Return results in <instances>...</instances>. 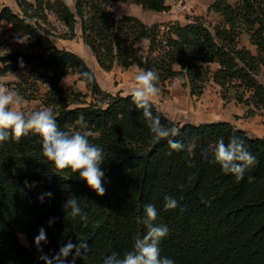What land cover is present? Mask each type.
I'll list each match as a JSON object with an SVG mask.
<instances>
[{"label":"trees","instance_id":"trees-1","mask_svg":"<svg viewBox=\"0 0 264 264\" xmlns=\"http://www.w3.org/2000/svg\"><path fill=\"white\" fill-rule=\"evenodd\" d=\"M15 1L18 12L2 6L0 22L26 36L31 50L0 55V75L26 64L37 71L48 90L42 93L35 79L19 84L18 94L24 99L41 95L61 130L91 132L90 142L106 154V194L98 196L78 173L55 169L42 155L39 135L9 139L0 145V264H44L41 255L53 256L69 241L76 243L77 235L86 239L90 253L76 264H102L112 251L123 254L146 234L138 218L149 203L159 212L155 223L169 228L161 254L176 264H264V137L250 136L228 120L180 123L152 101L153 115L163 125L180 128L175 139L184 148L154 141L130 94L102 89L95 74L86 92L61 85L68 73L82 81V72H94L78 54L54 45L47 28L51 12L70 38L79 24L84 44L102 69L154 70L158 86L179 77L195 95L212 82L223 100L242 104L244 116H254L264 111V0H213L209 9L220 17L213 26L201 16L148 24L135 15L118 16L110 4L131 1L161 11L164 0H73V6L68 0ZM243 36L251 47L241 44ZM81 115L85 125L78 123ZM232 136L244 140L257 160L240 181L214 162L218 140L227 143ZM166 195L180 207L165 211ZM70 196L87 213L86 224L66 216ZM41 228L47 237L42 252L35 244ZM16 233L25 235L28 246Z\"/></svg>","mask_w":264,"mask_h":264},{"label":"clouds","instance_id":"clouds-1","mask_svg":"<svg viewBox=\"0 0 264 264\" xmlns=\"http://www.w3.org/2000/svg\"><path fill=\"white\" fill-rule=\"evenodd\" d=\"M81 77L82 83H91L94 80V73L84 71ZM134 80L136 86L130 93L131 99L136 108L142 110V116L153 134L154 141L166 140L171 149L183 150L184 144L175 139L181 134L180 128L163 125L160 117L154 116L152 112V101L161 91L158 87V73L137 66ZM21 103L22 97L17 91L0 84V145L9 139L19 141L29 132L37 134L41 138L43 157L51 162L55 169L59 172L69 170L74 174L78 173L79 178L86 181L90 189L98 196H104L106 188L103 183L105 173L102 165L106 162V154L102 147L90 142L91 132L69 133L61 130L51 107L25 113L19 107ZM77 120L81 125L86 124L83 115ZM214 162L225 174H231L240 181L257 160L245 146L244 140L232 136L227 143L223 138L218 140L215 145ZM191 166L189 162V167ZM251 179L252 177H249V181ZM47 195L50 197L52 194L47 193ZM179 207L180 203L174 196L164 197L165 211ZM64 209L66 216L73 219L79 218L85 224L88 222V215L82 210L77 198L70 196ZM158 218L159 212L156 206L151 203L146 204L144 216L138 218V222L146 226V234L136 237L132 247L123 254L112 251L103 258L102 264H176L171 257L161 254L160 243L169 235V228L165 224L155 223ZM41 242H47L43 228L35 237V244L40 252L43 251L40 248ZM89 253L88 242L84 237L77 235L76 243L69 241L62 245L53 256L41 255L39 259L43 260L44 264H76L78 259H84Z\"/></svg>","mask_w":264,"mask_h":264},{"label":"rangeland","instance_id":"rangeland-1","mask_svg":"<svg viewBox=\"0 0 264 264\" xmlns=\"http://www.w3.org/2000/svg\"><path fill=\"white\" fill-rule=\"evenodd\" d=\"M212 1L191 0V7L176 17H173L169 13L152 11L131 1H115L110 4L118 16L123 14L135 15L148 24L154 22L165 24L175 18L185 23L193 16H201L206 23L213 26L220 22V17L216 12L209 9ZM68 2L73 6V0H68ZM12 10L15 13L18 12V8L14 7ZM47 28L49 29L50 37L54 45L78 54L92 69L102 89L112 94L119 92L121 95H126L130 94L136 86L134 80L136 66H130L124 69L115 65L107 71L98 65L91 50L82 40L79 24H76L74 37L70 38L67 35L68 32L65 25L50 12L48 14ZM27 44L26 36L22 35L18 29L12 28L11 24H6L3 21L0 22V55L13 50L28 52L31 49ZM241 44L251 47L245 36L242 37ZM142 46L143 51L147 52V41H144ZM35 79H38L39 90L42 93L46 92L48 90L47 84L41 82L37 71L32 69L30 64L23 65L14 71H7L0 75V84L18 92L19 84L25 86V83L32 82ZM61 85L63 87L74 85L83 92L87 91L85 84L73 73L66 74L61 80ZM158 87L161 91L154 98L153 102L165 115L174 121L180 123H200L230 120L235 122L236 126L246 128L250 136H264V111H260L254 116H244L246 108L242 104L235 103L233 100H223L218 92V87L212 82L207 84L206 89L200 95L191 94L189 87L179 77H174L164 87ZM118 88H122L126 94H122ZM42 101L43 97L41 95H36L35 98H22V103L19 107L25 113L42 110L44 108ZM16 236L23 245L28 246V240L24 234L16 233Z\"/></svg>","mask_w":264,"mask_h":264},{"label":"built area","instance_id":"built-area-1","mask_svg":"<svg viewBox=\"0 0 264 264\" xmlns=\"http://www.w3.org/2000/svg\"><path fill=\"white\" fill-rule=\"evenodd\" d=\"M191 0H164L165 8L161 10L162 13H169L173 17H176L189 9L191 7L190 5ZM2 7H0L1 9ZM176 20H170L171 22Z\"/></svg>","mask_w":264,"mask_h":264},{"label":"crops","instance_id":"crops-1","mask_svg":"<svg viewBox=\"0 0 264 264\" xmlns=\"http://www.w3.org/2000/svg\"><path fill=\"white\" fill-rule=\"evenodd\" d=\"M31 1H32V0H31ZM2 6H8V7H10L11 9H13L14 7H15V8H18L15 0H0V7H2ZM152 11H153V10H152ZM155 12H157V11H155ZM136 67H137V66H136ZM118 90H121V93H122V94H126L125 91L122 90V88H118ZM229 121H230V120H229ZM230 122L233 123L234 125H236L235 122H233V121H230ZM237 127L246 130V128H244V127H241V126H238V125H237ZM246 131H247V130H246ZM255 136H258V135H255ZM261 137H264V136H261Z\"/></svg>","mask_w":264,"mask_h":264}]
</instances>
